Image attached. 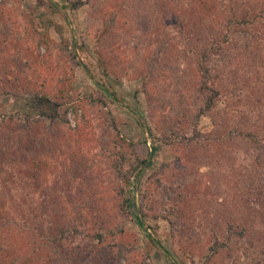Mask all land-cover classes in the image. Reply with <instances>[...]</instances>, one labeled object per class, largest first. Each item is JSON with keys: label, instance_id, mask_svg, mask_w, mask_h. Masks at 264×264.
Segmentation results:
<instances>
[{"label": "rangeland", "instance_id": "obj_1", "mask_svg": "<svg viewBox=\"0 0 264 264\" xmlns=\"http://www.w3.org/2000/svg\"><path fill=\"white\" fill-rule=\"evenodd\" d=\"M68 1L0 0V120L12 114L17 123L24 122L25 116L37 120L34 91L60 101H67V96L79 107L77 112L66 111L65 125L37 126L36 138L46 142L47 150L29 167L46 192L43 199L37 191L32 193L35 206L31 208L35 210L39 203L45 209V203L57 202V214L61 215L59 208L63 210L61 223L86 233L97 225L116 232L114 237L107 234L102 243L83 236L74 239L86 257L79 264H94L89 258L95 251L116 253L115 242L134 247L121 264H264L261 240L255 234L246 238L234 234L227 247L210 250L216 241L225 245L221 231L228 232L227 223L234 226L233 233L244 223L233 210L244 189H240L242 178L230 170L240 167L232 164L226 149L214 144L200 158L198 151L186 152L162 142L166 127L179 130L183 125L184 119L176 114L179 103L187 114L195 111L199 78L191 61L182 58L185 50L162 41L159 24L152 18L149 31L140 35L142 27L137 29L131 6L137 0H82L84 4L75 11L63 8ZM143 1L136 7L144 10L151 5ZM42 12L45 17H40ZM112 15L115 24L103 32V20L111 21ZM55 25L62 28L61 35ZM162 43L166 45L161 46L152 69L151 59ZM176 50L183 60H178ZM175 65L176 72H171ZM175 73L181 77L179 83ZM13 120L15 128L18 124ZM196 126L212 134L210 118L201 116ZM43 127L53 132L43 133ZM106 132L109 135L101 139ZM116 134L133 151L132 160H146L134 172L132 190L113 164L111 144L105 142L113 143ZM218 153L221 158L211 156ZM233 157L238 165H246L241 152ZM119 168L130 170L128 164ZM10 188L14 189L7 185L0 191L6 194L0 195L8 198L14 192ZM121 188L130 190L133 204L126 213L120 207L127 198L120 195ZM3 229L16 249L32 246L33 240L16 232L18 226L5 224ZM148 237L154 242L149 243Z\"/></svg>", "mask_w": 264, "mask_h": 264}, {"label": "trees", "instance_id": "obj_2", "mask_svg": "<svg viewBox=\"0 0 264 264\" xmlns=\"http://www.w3.org/2000/svg\"><path fill=\"white\" fill-rule=\"evenodd\" d=\"M140 1L143 0L131 3L137 15L134 19L138 27L135 26L137 29L142 27L140 35L145 34L152 26L151 22H148L149 18L158 22L162 41H166V44L172 41V48H183L185 53L182 58L187 57L191 61L199 78L194 89V114H189L191 111L187 114L183 103H179L180 110L176 114L184 119L183 125L179 130L166 127L162 133L163 144L181 147L186 152L198 151L200 158L209 147L217 144L226 149L232 164L240 167L230 170L240 174L242 178L239 187L244 189L239 193V205H235L233 210L241 216L244 223L236 233H233L234 226L227 223L230 233L221 231L226 239L225 245H219L220 242L216 241L210 250L214 253L219 247H227L234 234L240 238H246L248 235L253 237L255 234L261 240L258 243L260 253H264V231L261 228V225L264 226V199L261 197L264 193V172H259L260 167L264 165V0H145L143 3L151 5L144 10L136 7ZM83 4L82 0H71L62 6L75 11ZM46 9L49 7L46 6ZM49 13L53 15V10ZM44 14L46 13L42 12L39 15L45 17ZM114 16L110 17L111 21L103 20V32L111 30L116 20ZM55 28L61 35L62 28L58 25H55ZM166 44H159V50L151 59L152 69L154 58L161 46ZM181 54L176 50L175 55L179 61L183 60ZM169 68L171 69V66ZM176 69L175 65L171 72H176ZM104 73L108 76L106 71ZM173 78L177 83L181 79L177 74L173 75ZM31 98L37 120L25 116L24 122L17 123L18 119L13 120L14 116L16 117L13 114L0 120V191L5 190L7 185L14 188L9 189L14 190L10 193V198L0 195V264H79L84 262L86 257H82L81 245L73 244L74 239L83 236L102 243L107 234L114 237L116 232L111 229L104 230V227L97 225L96 229L86 230L89 231L86 233L84 229L78 230L74 225L61 223L58 218L63 210L59 208L61 215L57 214V202L45 203V209L39 203H35L38 205L35 210L31 208L35 206L32 204V193L37 191L38 197L42 195L43 199V192H46L29 167V162L34 165L37 157L47 150L46 142L36 138L39 131L37 126L65 125L66 111L72 109L77 112L79 108L75 101H70L67 96V101H60L45 92L34 91ZM62 107L65 108L64 114ZM201 116L212 120V134L202 133L197 128V121ZM12 120L18 124L15 128H12ZM42 130L45 133L50 127H43ZM51 132L53 130L49 131ZM101 135L102 139L109 134L106 132ZM113 140V143L105 140L112 146L111 159L118 168L120 177L125 179L126 186H130L132 190V183L135 184L137 179L134 172L139 170L140 165L146 164V160L139 163L132 160L133 151L120 135L116 134ZM56 141L53 142L57 144ZM50 146L52 144L49 143L48 147ZM152 151H156V147H153ZM53 152L54 150L48 156ZM239 152L245 155L246 165H238L233 161V155ZM220 155L218 153L211 156L221 158ZM124 164L129 165V171L123 172L119 168ZM248 191L249 196L246 193ZM119 193L123 197L127 195L120 206L121 211L126 213L128 208H133L129 197L130 190L121 188ZM0 194L5 195L6 191ZM181 199L182 197L179 198ZM213 220L215 223L218 221L217 218ZM5 224L6 227L8 224L11 227L18 226L16 232L33 240L32 246L24 245L26 249L24 246L16 249L8 241L10 234L8 230L3 229ZM120 231H123L122 227ZM148 242L154 241L148 237ZM115 246L116 253L95 251L89 259L94 264H121L120 261L126 259L134 250V247H126L119 242H115ZM249 247L254 251L252 241ZM109 248H112L111 245ZM146 258H149V254ZM206 259L211 258L208 256Z\"/></svg>", "mask_w": 264, "mask_h": 264}]
</instances>
